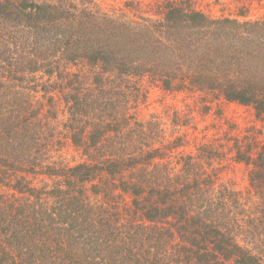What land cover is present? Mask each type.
I'll return each instance as SVG.
<instances>
[{"label": "trees", "instance_id": "1", "mask_svg": "<svg viewBox=\"0 0 264 264\" xmlns=\"http://www.w3.org/2000/svg\"><path fill=\"white\" fill-rule=\"evenodd\" d=\"M99 14L89 0H0V264H264V146L220 134L198 153L180 150L187 135L171 142L157 114L138 119L120 84L150 77L165 91L212 92L262 117L264 63L222 68L231 53L220 38L235 24L264 45V21L212 19L168 0L144 31L113 22L122 44L120 31L100 33ZM68 64L86 65L85 75ZM38 70L57 76L41 92L66 103L60 138L28 98L38 87L25 74ZM16 86L28 99H11ZM64 137L83 161L60 157ZM226 157L249 166L246 193L223 180ZM29 174L44 176L42 185Z\"/></svg>", "mask_w": 264, "mask_h": 264}, {"label": "rangeland", "instance_id": "2", "mask_svg": "<svg viewBox=\"0 0 264 264\" xmlns=\"http://www.w3.org/2000/svg\"><path fill=\"white\" fill-rule=\"evenodd\" d=\"M43 1V0H34ZM95 9L99 11V21L104 27L106 35L120 31L118 25L120 22H128L132 27H138L146 30L147 25L154 24L163 18L164 8L168 0H89ZM189 3L193 9L201 10L212 19H230L237 20L240 23L264 21V0H184ZM105 24L103 26V23ZM117 22V24H113ZM245 28L235 24H227L225 30L228 34H223L220 38L227 56L223 57L222 68H233L240 71L255 67L257 63H264V45L256 35L245 34ZM115 31V32H114ZM111 32V33H110ZM100 34L99 32H94ZM119 33V32H118ZM116 34V33H115ZM102 35V34H101ZM123 44L127 41L125 35L120 31ZM124 37V38H123ZM219 41V40H218ZM259 55L260 57H254ZM219 61V60H218ZM220 67V68H221ZM68 70L74 73L80 72L85 75L86 65H67ZM98 72V70H96ZM25 74L26 82L34 85L35 92L29 97L24 87L12 88L11 99L26 97L32 101V106L38 108L40 113L48 112L52 116L51 122L56 126L57 136L61 135V123L67 114L65 101L60 97L58 92L54 91V100H57L52 106L48 99L51 94L44 95L42 85H50L52 81L57 80V76L50 78L44 70L27 72ZM22 75L23 72H20ZM113 74L111 75V77ZM121 87L127 94L128 104L130 107L135 106L131 112L137 114L140 120H149L152 114H157L161 119L160 128H165L163 134L169 141H173L175 136L184 134L190 142L188 146L180 150L185 152L198 153V147L201 143L210 140L218 135H232L234 139L238 137L246 147L264 146V116H256L252 106L244 105L238 102L225 100L218 94L212 92H200L191 89L182 91H165L160 87L158 82H154L150 77H135L130 75L123 76ZM118 83V81H117ZM26 84H23L25 86ZM41 85V86H40ZM44 87V86H43ZM21 93H25L22 96ZM137 95V96H136ZM136 96V97H132ZM131 97V98H130ZM23 98V99H26ZM27 98V99H28ZM21 99V100H23ZM26 99V100H27ZM132 99V100H131ZM57 108V111L55 110ZM57 118L56 120H53ZM158 120V119H157ZM179 121L182 126L174 125ZM49 133V130H47ZM60 133V135H59ZM63 137V136H62ZM198 139V140H196ZM65 137L62 139L63 144L59 148L58 154L64 162L71 165L83 161L84 156L80 151ZM197 141V142H196ZM225 165L229 168L221 169V176L224 181H228L234 188L244 193L247 192L249 185V166L244 163H238L231 158L226 157ZM28 181L32 185L40 186L44 176L28 175ZM3 193L11 194L10 187L5 186ZM23 194H19L22 196Z\"/></svg>", "mask_w": 264, "mask_h": 264}]
</instances>
